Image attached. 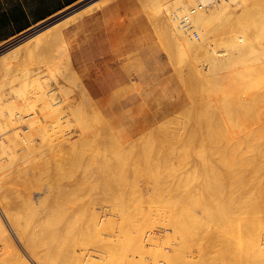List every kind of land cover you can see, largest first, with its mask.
<instances>
[{
    "label": "rangeland",
    "instance_id": "374dc122",
    "mask_svg": "<svg viewBox=\"0 0 264 264\" xmlns=\"http://www.w3.org/2000/svg\"><path fill=\"white\" fill-rule=\"evenodd\" d=\"M90 1H92V0L80 1L79 3L74 5L73 7L66 9L65 11L61 12L57 16L53 17L52 18L53 20L50 19V20L44 22L43 24H41L37 28L31 30L30 32L26 33L25 35L30 34V33H40L39 31H42V30L45 31L44 29L46 28V26L47 27L52 26L54 23H56V21H59L62 18L69 16L74 11L80 9L83 5L72 10V11H70V9L80 5L83 2L88 3ZM177 1H179V0H176V1L175 0H131V3L133 4L132 10H134L135 14L144 16L145 19L148 20V22L152 26V28L154 30V36L157 39L159 48L167 59L168 68H169V75L166 78L165 83H163L159 87L155 99H153L152 102H150L149 104H144L139 109L135 110L132 113V115L134 117H132L128 120L127 119L124 120V119L126 118V116H129L128 115L129 113L124 114V115L119 116V117H108L100 110V108L97 107V105H95L96 109H98L100 111V112L98 111L99 112L98 117L101 118L103 116L104 119L101 120V119L96 117L94 110H93V107H95L94 104L90 105L92 102L89 104L87 102V100L84 98V94H82V92L83 93L85 92V90L83 91L81 89L82 83L79 80H78V83L75 81L76 80L75 78L77 77V75L75 74L72 66L70 65L69 56L65 54V50H67V49H66V46H65L62 38L61 39H51V40H49L47 38L45 39V36L42 38V40L41 39L37 40V38H35L34 40L30 41V43H32V49H33V50L32 49L30 50V53H27L26 55L23 54L22 56H19L17 59L12 60L9 63H0V65L1 64H3V65L9 64V65L4 66L5 68H3L2 66L0 68V165H2V166H0V175L3 174L0 176V185H1V187H0V199L4 198V196L6 195V197L9 196V198H13V199L19 200L20 198L23 197L22 199H20V200H23L26 197L25 199L29 200V204H27L25 207L23 205L20 206L18 204L10 205V206L8 205V206H9V209L11 212L10 213L11 218H13L14 220H16L18 222H23L26 220L28 223L29 222H30V224L32 223L31 224L32 226H36L34 229H31V232H30L31 234H29L30 235L29 237L32 241H35V240H44L45 241L47 233H49L48 228H46V226H51V223H48V222L53 221L52 226H54L55 228H56V226H59L58 228H60V229H61L60 226L62 224L63 225L69 224V225H67V227H69L68 228L69 231L66 229L64 232L68 236L63 241L57 243V246H61L62 248L68 249L67 248L68 246L65 247V246H63L62 243L65 241L66 242H70V240L72 241L73 237H75L79 233V231L83 232V226L85 227L88 225L87 223H86L87 225H85V222L87 221L86 218H87V216L90 215V211H87L86 209L89 207L88 209L91 210V207L94 205V203L97 202V204H98V202H99V204H101V207H99L100 205H97V204L94 205V206L99 207L98 209H96L99 211H97V213H94V215H97V217H100V215H101V218L102 217L103 218L111 217V219L114 218V220L117 222L120 220L121 217H122L121 219H123V218L128 219L129 217H131V218L134 217V219H142L145 221L144 222L145 224H143L144 227L146 228V230L144 228L145 231H150V232L155 231V232L150 233V237L148 236L149 239H147V240L149 242L144 239L142 242V245H140L141 247L138 245V248H137L135 246L136 245L135 244L133 246L134 248L132 250L130 249V252L135 251L134 253H136V254H133L131 252L134 256V258H133L134 264H139L140 262H141L140 264H162L164 262L169 263L170 260L168 258H170V255H168V253L172 252V251H170V249L171 248L173 249V248H175V246H178L182 243V237L180 238V236L175 233V231L173 229V225L171 226V224H170V219L176 218V217L182 218V215L184 216V214H185V213L181 212L182 211L181 209H183V211L185 210L186 213H187V210L189 212L185 215L188 218L190 217L189 218L190 220L188 219L189 220V225H188L189 228H191V229L194 228V225L191 224L192 220H194V217L198 218L199 220H203V219L205 220L206 219L210 222L211 225H208L209 228L207 230V227L205 229V227L200 226L198 224L199 227H196V229L198 231L197 235L196 234L193 235L194 238H192L193 237L192 235H190L191 238H190V236H187L188 242H185L184 244L181 245V251L184 254V261L181 262V264H256L252 255L250 253H248L250 250L249 249L250 247L247 248V246H249L247 236H246L247 233H244V230L247 228L244 225L242 226L240 223L247 224L252 219L257 220V221H261L262 218L264 217V212H259L258 215L256 213L255 215L250 217V219H251L250 220L249 217H247V216H250L249 211L251 210V208L254 205H247V207H245V209H244L245 212L242 214V216L240 215L241 217L239 216L235 219V221H237V222L232 221V220H234V219H232V220H230V224L228 223L229 224L228 225L225 220L219 221V222H224L228 225L224 228H221V230L227 229L229 232L233 231L232 233H229L227 230L225 231L228 233V234L225 233L226 236H228V237L224 236L223 238H226V239H224L223 241H221L222 239L216 240L215 238H213L211 240L206 239L209 236V234H212L213 231L215 233V231L217 230V229L214 230L213 226H215L214 219L216 220V222H218V220L215 217L212 219L213 216H211V214L214 215L215 212L213 211V213H212L211 210L209 212V209L207 208V206L208 207L211 206L210 208H212V210H213V208L215 206H218L220 203L218 200L213 199V198H215L213 196V193H214V184L213 183H215V182L218 183L217 178L221 177L223 171L222 172L217 171L215 173H211V172L208 173L207 172L206 173L207 176L205 177V179L207 177L209 179L204 180V178H202L203 180L197 184L198 186L195 185V182H193L192 176H193V174H195V173H193L195 167H198L201 164L202 165L206 164V162H207L206 165L212 164V163L214 164L212 155L213 156H218V155L230 156V155H233L231 157H234V156L244 157V159H246V157L248 156L247 161H246V166L249 164L247 166V169H246L248 171H245V173L246 172H252L251 168H253L254 165L256 164V162H257L256 157L258 158L259 153H260V155L264 156V154H263L264 153V135H260V134H264V114H263L264 109H261V108H264V94H263L264 93V70H263L264 69V21H263L264 17H260V18H258V20H255L258 28L250 26L249 24H251V22L254 21V18H253V15L248 14V10H247V8H250L255 4L257 5L255 10H258V6H259V4L262 3V0H255L256 3H254V0H229L231 3V6H230L231 8L229 7L228 8L229 10L226 9L225 11L218 13L220 15L217 14L213 18L215 20H212V22H219L221 27L217 23L211 22V25L214 28V31L218 27L217 31H215V32H218V30L222 31L221 29H223V30L226 29L222 38H220V37L216 38L215 37V40L214 39L210 40L209 47L206 45L207 47H205V48L195 49V50L193 48H191L190 42L184 40L183 38H180L179 35L181 33V35L183 37H188V38H189V36H191V37H193V40H196V42L199 40L200 33L196 28H194V29L192 28L193 30L191 29L192 31H189L190 29L189 30L183 29V26L181 25L182 14L185 15L186 12H188V10L190 8L195 7L198 4V1L195 0L194 3L196 5L195 4L188 5L187 8L182 12L181 16L179 15L180 17H178V15L174 14L171 11V9L174 7L173 4H176ZM214 1H215V3L218 4L222 0H213L212 3H214ZM229 1H223V2H229ZM172 2H174V3L171 4ZM212 3L210 4L209 7L213 8L214 4H212ZM239 4H241V5H239ZM243 7H245L244 8L245 10L243 9ZM68 11H70V12H68ZM227 11L228 12L230 11V13H227ZM239 12H242V13H239ZM170 14H172V15L174 14L173 16L175 18ZM191 16H190V18H191ZM218 16H221V17L223 16V17L218 18ZM224 17L227 19H224ZM171 19H173L174 21H172ZM218 19H219V21H218ZM221 21H224V22H221ZM48 22H49V24H48ZM51 23H52V25H51ZM171 23H173V24H171ZM190 24H192V23L190 22ZM248 26H250V27H248ZM67 27L64 28L63 35H64V39L66 41V44L69 48L70 36L66 32ZM170 29H172L174 31H170ZM175 30L177 32H175ZM186 31L190 35L187 34ZM194 33H196V36L194 35ZM171 34H172V36H171ZM226 36H229V37H232L233 39H235L234 44H233V42H231V43L226 42V40H224V38ZM40 37H42V36H40ZM172 39H175V41H173ZM181 39H183L185 42L182 41ZM235 46H238V47H235ZM8 47L0 48V52L8 49ZM210 47L211 48L214 47V49L217 51L219 50L218 51L219 53L216 55H221V56L225 55V57L222 58V60H219L220 62L222 61L220 64H219L218 60L215 62H211L212 68H209V64H208L209 60L211 61L210 51L204 50V49L209 50ZM1 56L2 55H0V58H2ZM223 61H225V62H223ZM62 62L64 64H66V63H68V64L64 65V64H62ZM216 63H218V64H216ZM59 66H62V67H59ZM178 66H180V67H178ZM69 68H71L72 71L69 70ZM197 68H199V69H197ZM257 69H258V72H257ZM67 71H69V72H67ZM203 71H205V72H203ZM199 72L203 73L206 76L201 75V73H199ZM214 73H216V74H214ZM186 76H189V77H186ZM258 80H259V82H258ZM253 88H255V89H253ZM40 90L42 91L41 93H40ZM75 90H77V91H75ZM221 90H223L222 93L221 92L219 93V91H221ZM257 90H259V91H257ZM187 92H190L191 95H190V93H187ZM215 92H216V94H215ZM253 93H255V94H253ZM43 94H46V95H43ZM78 94L81 95V98H79L80 96ZM224 94H225V96H224ZM37 95L38 96L43 95L45 97H48L46 99L47 102H45V97H43L44 99H42V100H39L40 99L39 97L37 99ZM49 95L51 98L56 99V100L54 99L55 105L52 106V108L55 107V112L51 111L52 108L49 110V108L47 107L50 105L47 103L51 102V100H50L51 98L49 97ZM216 95H218V96H216ZM222 95H223V97H222ZM59 96H61V97L59 98ZM192 96H194L195 98ZM40 97L42 98V96H40ZM253 98H255V99H253ZM35 99H37V100L34 101ZM80 99H82V101H80ZM38 100H39V102L37 103ZM48 100H49V102H48ZM40 101H41V103H40ZM66 101L69 104L65 103ZM210 101H212V102L210 103ZM226 101H228V102H226ZM204 102L207 105H205ZM70 103H71V105H72V103H74L75 108L78 107V109L74 110L75 108L73 107L71 112L69 113L70 109H69L68 105H70ZM78 103H79V105H78ZM220 104H222V105H220ZM259 104L261 105V106H259L261 108L258 109ZM66 106H68V107H66ZM38 107H39V109H38ZM218 107H222V108H220V111H219ZM43 109H45V110H43ZM257 109H258V111H256ZM28 110H30V111L28 112ZM63 110H66V111H63ZM73 110H74V112H72ZM61 111H63V112H61ZM206 111H208V112H206ZM210 111H213V112H210ZM221 111H223V112H221ZM100 113L102 114V116ZM203 113L205 116H203ZM212 113H214V114H212ZM224 113H226V114L224 115ZM186 114H188V115H186ZM221 114H223V115H221ZM228 114H229V116H228ZM253 114H255V115H253ZM23 115L27 116L26 118H28V117L29 118L27 120H24L25 118L23 117ZM212 115H214L213 118L211 117ZM260 115H262V116H260ZM41 116L42 117L47 116V117L44 120V118H42ZM147 116L152 120V123H150L144 127V125H146V123H148L147 122L148 118H146ZM177 116H179L180 118ZM30 117L32 118V120H29V119H31ZM91 117H93V118L91 119ZM245 117H248V118L250 117V119H247ZM82 119L84 122L81 121ZM184 119L187 122H184ZM197 119L199 120V122ZM210 119H211V121H213L215 123L216 126L213 123H212L213 124L212 127L210 126L211 125V121L209 122ZM215 119H217V120H215ZM256 119H258V120L255 121ZM46 120H47V122H46ZM86 120H89L88 123H86L87 122ZM121 120H123V121H121ZM227 120H229V121H227ZM248 120H250V121H248ZM12 121L14 122L13 125L11 124ZM38 121H40L41 123ZM221 121H223L224 123ZM78 122L81 123V126H79L80 124ZM82 122L86 123L85 126L84 125L82 126V124H83ZM96 122H98V123H96ZM196 122H197V124H196ZM206 122L209 125L206 124ZM253 122L255 124H253ZM256 122H258V123L262 122V123H259L260 128L257 127L256 124H258V123H256ZM46 123L48 126L46 125ZM53 123H55V124H53ZM109 123H112L111 128L108 126ZM243 123H244V125H243ZM246 123H248V125L250 124L248 126V128L250 127L249 129L252 130L251 132H253L254 134H252L251 132H248L249 131L248 128H244L247 126ZM175 124H176V126H174ZM261 124H263V125H261ZM4 125H6L7 127ZM64 125H66V126H64ZM76 125H78L79 127H82V128L88 126L85 129L89 128V130L83 131L84 129L80 128V130H81V132H80L79 127ZM185 125H187V126H185ZM207 125L209 128H211V130H209V128L205 127ZM224 125H226V126H224ZM27 126H30V127H27ZM182 126H185V127H183V128H185V130L182 128ZM213 126H215V127H213ZM36 127H38V128H36ZM48 127L51 128V130ZM163 127H165V128H163ZM168 127H170V128H168ZM28 128H30V130H28ZM214 128L218 131H216ZM13 129H15V130L18 129V131H17L18 134ZM46 129L48 130V132L46 131ZM225 129H228V130L226 131ZM254 129H255V131L256 130H259V131L255 132ZM170 130H171V132H170ZM220 130L221 131L223 130V131L220 132ZM245 130H246V132H245ZM14 131H15L14 135L16 137L12 133ZM76 131H77V133H75ZM109 131L111 132V134ZM138 131H140V132L138 134H136ZM45 132H47V133H45ZM179 132H180V134H179ZM191 132H193V133H191ZM208 132H210L212 134H210ZM92 133H93L94 137L91 135ZM190 133H191V135H190ZM217 133H219L220 135L219 134L217 135ZM75 134H76V136H75ZM77 134H80V135L78 136ZM127 134H131L134 137V141L132 140V142L130 141L131 143L128 142L126 144H123V141L121 139H123L125 136H127ZM222 134H224L225 137H223ZM227 134H229V135L231 134L230 137ZM86 135L90 136V138L88 140H86V139L89 136H86ZM13 136H14V138H12ZM20 136L21 137L25 136L28 143H30V145H29L30 149H28L29 147L27 148L29 151H27L25 148H23L24 142ZM66 136H68V137H66ZM80 136H82V137H80ZM110 136H112V137H110ZM200 136H202V137H200ZM220 136L223 138H221ZM245 136L249 137V138H246ZM61 137L62 138L64 137L63 138L64 142H62V140H59V139H61ZM77 137L79 140L76 139ZM97 137L99 139H97ZM173 137H176V138H173ZM177 137H178V139H177ZM180 137H181V139H180ZM92 138L94 140H92ZM231 138H233V139H231ZM261 138L263 140H261ZM58 140H59V142H58ZM100 140H103L105 143H103ZM146 140L148 143L146 142ZM150 140L154 141L153 144ZM182 140H184V141H182ZM191 140H192V143H191ZM244 140H245V142H244ZM48 141H51V142H48ZM79 141L82 143L84 142V143L81 144ZM86 141H88V142L90 141V142L88 144H86L87 143ZM92 141H95V142H92ZM256 141H259V142H256ZM44 142H46V143H44ZM75 142H77V147L79 148L78 151H75V150H77L76 149L77 147L74 148L75 144H71V143H75ZM253 142H255V143H253ZM33 143H34V145H33ZM63 143L66 145H67V143H69V145H72V146L65 147V145H63ZM99 143L104 144L105 146L100 145ZM198 143H200V144H198ZM35 144H37V145H35ZM55 145H57V148L54 147ZM78 145H81V146H78ZM116 145H118V146H116ZM126 145H127V147H126ZM82 146H83V148H80ZM99 146H101V147H99ZM124 146H125V148H123ZM151 146H153V147H151ZM31 147H33V148H31ZM49 147H51V148H49ZM71 147H72V150L74 151L73 153L70 150ZM87 147L90 149H88ZM116 147H118V148H116ZM128 147H130V148H128ZM166 147H168V148H166ZM58 148H59L58 152L62 151V152H59L61 154L55 152ZM61 148H64V149H61ZM96 148H98L99 150ZM159 148H161V150ZM220 148H222V149H220ZM50 149H52V151ZM53 149H54V151H53ZM67 149H69V150H67ZM126 149L130 150V151H127ZM150 149H152V150L149 151ZM236 149H238V150H236ZM81 150H83L84 152ZM96 150L99 152H97ZM85 151H87V152H85ZM166 151H168V153ZM212 151H214V152H212ZM51 152H53V153H51ZM62 153H63V155H62ZM79 153L83 154V157H82V155H79ZM206 153H207V156L208 155H210V156L206 157ZM246 153H249V154H246ZM8 154H10V155H8ZM53 154H55V155H53ZM146 154H148V155H146ZM157 154H161V155H157ZM178 154H181V156ZM256 154H258V155L256 156ZM89 155H91L93 157H91ZM128 155H130V157H128ZM200 155H205V156L203 158L202 156L200 157ZM250 155H252L253 157ZM50 156H52V157H50ZM146 156L148 157V159H146ZM156 156H158V157H156ZM126 157H127V159H126ZM197 157H200V160H199L200 162H196L199 159ZM69 158H70V160H69ZM72 158L73 159L76 158V159L73 160ZM79 158H81V159H79ZM89 158H90V160H89ZM253 158H255V160ZM51 159H53V160H51ZM145 159H146V161H145ZM181 159H183V160H181ZM250 159H252V160H250ZM103 160H105V161H103ZM109 160H112V161H109ZM133 160H134V162H133ZM230 160L225 163V164L230 163V164H228L229 166L226 165L227 167H225V169H224V172H226V173H229V172L233 173V171L231 169L237 168V166H238L237 160H234L235 163H234L233 159L231 161ZM85 161H87V162H85ZM251 161H253V162H251ZM62 162H64V163H62ZM90 162H91V164H89ZM208 162H210V163H208ZM8 163H10V164H8ZM147 163H149V164H147ZM198 163H201V164H198ZM75 164H78V166H80V167H78ZM146 164L149 166H147ZM192 164H194V165H192ZM10 165H12V166H10ZM116 165H119V166H116ZM71 166H73L74 168ZM192 166H194V167H192ZM54 167H56V168H54ZM70 167L72 169H78L80 171L82 170V168H85L84 169L85 171L86 170L88 171L89 168H91V171H97L98 173L101 174V178L98 180V181H101V182H99L100 185H99V183L95 184V186L97 188H93V190H92L91 188L93 186L91 188H89L90 185L85 183V185H86L85 189H84V186H83V188L78 189L80 192H82V191L83 192L78 193L79 191L77 190L74 193L75 195L72 194L73 196L71 197V199L73 201L71 200L70 201L71 203H69V204L64 203L63 201H60V199H55V198H51V197H46V198L43 197V195L45 193V189H43V187L47 188L48 186H50V184H51V186L52 185L54 186V185H56L57 181L60 182L61 180L62 181L66 180L67 179L66 175L70 176L69 172L72 171V169ZM113 167H114V169H113ZM201 167H203V166H201ZM24 168H27V169H24ZM65 168H66V170H65ZM188 168H189V171L191 173L186 172V171H188ZM146 169H149L150 171H148ZM15 170H17V171L15 172ZM65 171H66V174L64 175L63 172H65ZM122 171H124V172H122ZM146 171H148V173ZM179 172L182 174H180ZM4 173H5V176H4ZM133 173H134V175H133ZM187 173H189V174H187ZM216 173H217V175H215ZM6 174H10V175L7 176ZM12 174H14V175H12ZM59 174H61V175L63 174L64 175V176H62L63 178L60 177ZM136 174H137V176H136ZM148 174L150 177L148 176ZM162 174H163V176H162ZM174 174H176V175H174ZM213 174L215 177L212 176ZM233 174L235 175V172ZM58 175H59V177H58ZM165 175H167L166 176L167 179L165 178ZM180 175H182V176H180ZM183 175H185V176H183ZM210 176H212L213 178ZM154 177H156V178H154ZM185 177H188V185H189L187 187L188 190L185 192L187 194H185L183 191L184 190L183 189L184 188L183 182H184ZM23 179L28 180V181H24ZM44 179L47 181H43ZM175 179H177V180H175ZM115 181H116V183H115ZM127 183L129 186L127 185ZM8 184H10V186ZM158 184L160 186H158ZM199 184H200V186H199ZM263 186H261L260 188L259 187L257 188L258 195H256L257 193L253 194V195H256L258 199L260 198V196L262 199H264V191H263L264 189L259 190V189H262ZM28 188H30V189H28ZM107 189H109V190H107ZM168 189H169L170 193L167 192ZM113 190H115V191L113 192ZM257 191H255V192H257ZM4 192H6V193H4ZM191 192H193V193H191ZM109 193H112V194H109ZM115 193L118 197H116V195H114L115 198H113V194H115ZM120 193H122V195H120ZM16 194L18 196H16ZM84 194H86V195H84ZM194 194H196V195H194ZM205 194H207V196ZM208 194L209 195L211 194V196H208ZM88 195L89 196L92 195V198L89 197ZM109 195H111L110 196L111 198L109 197ZM85 196H87V198H85ZM104 196H106V198ZM88 197H89V199H88ZM155 197L157 200L155 199ZM122 198H123V200H122ZM127 198H129V199H127ZM191 198L194 200H192ZM198 198H200V199H198ZM206 198H207V200H206ZM40 199H42V200H40ZM80 199H82V200H80ZM106 199H108V200L110 199L109 202ZM169 199H171V200H169ZM184 199H186V200H184ZM2 200H5V199H2ZM76 200H78V201H76ZM181 200H182V202H181ZM55 201H56V203H55ZM82 201H84V202H82ZM105 201H107L108 203ZM124 201H125V203H122ZM207 201H209V202L207 203ZM216 201H218V202H216ZM225 201L226 200H224L222 203H225ZM30 202H34V203L31 204ZM73 203H77V204H73ZM175 203H176V206L173 207V205H175ZM181 203H183V205ZM178 204H180L181 206ZM198 204H200V206H198ZM211 204H213L214 206ZM69 205L70 206L79 205V206H78V208L75 207V209L71 210V211H63L65 209L68 210V208L70 209ZM262 205H264V204H262ZM262 205H261V208L264 211V208H263L264 206H262ZM19 207L20 208L22 207V208L20 209ZM114 207H116V208H114ZM142 207H143V209H142ZM188 207L190 210L188 209ZM11 208H12V210H11ZM111 208H113L114 210L112 211ZM51 210L54 211L55 214H53V212ZM56 211H58V212H56ZM73 211H75V212H73ZM59 212H61L62 214H60ZM124 212H127V213L124 214ZM173 212H175V214H173ZM176 212H177V214H176ZM56 213H59V214H56ZM110 213H112V214H110ZM145 213L147 215H145ZM194 213L196 216L194 215ZM260 213L262 214V216H261L262 218L260 217V215H261ZM63 214L64 215L67 214V215L64 216ZM74 214H75V217H73ZM245 214H249V215H245ZM172 215H174V217H172ZM256 215H257V217H256ZM59 216H61L62 218H60ZM80 217H81V219H80ZM97 217H95V219ZM156 217H158V218L160 217L159 220ZM199 217H202V218H199ZM244 217H246L248 220ZM0 218H1L0 220H1L2 224L4 225V227H6V229L9 231L8 233L10 235L12 242L14 241V243H15V244H13V243L7 241V243L9 242L8 243L10 246L9 247V246H7V243L5 240L6 244H4V245H6L7 248L5 246H3L4 247V249H3L4 251H3L2 250L3 243L0 242V249H1L0 252L3 251V253H0V264H7L6 262L8 261V259L6 256H8L10 254V251H13L17 254V252L19 253V250H20V254L22 252L23 255H26L28 257L29 264H37L35 261H33L30 258V256L28 255L29 253L23 247L22 242L17 238V233L14 230L15 226H14L13 222H11V221H9V219H7V216H5V213L1 210V208H0ZM27 218H29V220ZM30 218H33V219H30ZM152 218H154V219L156 218V219L154 220ZM260 218H261V220H260ZM245 219H246V223L244 221ZM60 220H62V221H60ZM67 220L73 221V222H68ZM110 220L106 219V221H110ZM114 220H111V221L114 222ZM42 221H44V222H42ZM81 221L82 222L85 221V222L82 223ZM102 221H103L102 223H104V224L101 225V221H100V224L97 225L98 228L96 231H98V230H100V232L104 231V229H105L104 227L106 225H105L104 219ZM121 221L122 220H120V224L123 223L121 226L123 228V225H126L125 224L126 222H124V221L121 222ZM150 221H153V222H150ZM242 221H244V223ZM166 222L169 224H166ZM204 222H206V221H204ZM36 223H38V224H36ZM42 223H44L45 225ZM57 223H59V224H57ZM79 223H82L83 225L79 224ZM161 223H162V225H164V227H161L162 226V225H160ZM107 224H110V223H107ZM118 224H119V222H118ZM114 225L116 226V228L119 227L116 222ZM114 225H113V227H114ZM78 227L82 230L77 229ZM156 227H158V228H156ZM235 227H237V228H235ZM124 228H125V226H124ZM160 228L161 229L162 228L167 229V231L162 229L163 232H161L160 230H158ZM60 229H57V230H60ZM117 229L121 231V229H119V228H117ZM180 229H181V227H180ZM105 230L108 231L107 228ZM118 230H116V231H118ZM106 231H104V233ZM156 231L158 232V234ZM0 232H1L0 237L4 236L2 234L1 230H0ZM100 232H99V234H101V236H102L103 233H100ZM236 232H238V233H236ZM245 232H246V230H245ZM74 234H76V235H74ZM166 234H168V236H166ZM236 235H239V236H236ZM61 236H66V235L62 234ZM237 237H239L238 238L239 240L237 239ZM3 238L5 239V237H3ZM240 238L242 241H240ZM0 240H1V238H0ZM163 240H166V241L164 242ZM245 240L247 243L245 242ZM150 242L151 243L152 242L157 243V244L154 245V244H151ZM215 242H217V244ZM220 242H223V243H220ZM14 245L16 246V248L18 247V249L13 250V248H15V247H13ZM184 245L186 247H184ZM204 245H205V247L211 248V249H209V251L204 252L203 251L204 249L201 248V246L204 247ZM38 248L41 249L42 247H38ZM140 249H142L143 251H141ZM160 249H162L163 251L162 252L159 251L160 253L157 252V250H160ZM55 250L58 253L56 258H58L59 260H62L65 264H68L69 263V257L67 256L68 252L65 250H59L57 248ZM146 251H148V252H146ZM164 251H166V252H164ZM165 254H166V256H168V258L165 256ZM212 255H214V256H212ZM137 257H139V258H137ZM138 259H140V260H138ZM117 260L119 261L120 259H117ZM111 261H112V259L110 261H107V262H111ZM118 261L116 262V264L117 263H122V264L127 263L126 261H123V262H120V261L118 262ZM11 264H13V263L11 262Z\"/></svg>",
    "mask_w": 264,
    "mask_h": 264
},
{
    "label": "bare ground",
    "instance_id": "6f19581e",
    "mask_svg": "<svg viewBox=\"0 0 264 264\" xmlns=\"http://www.w3.org/2000/svg\"><path fill=\"white\" fill-rule=\"evenodd\" d=\"M109 0H92V1H90V2H88V3H86V4H84L80 9H78V11L76 10V12L75 13H71L69 16H67V17H65V18H62L61 20H59V21H56V23H54L53 25H52V23H51V25L52 26H46V28L44 29L45 31H39L40 33H32V34H29L26 38H24V41L23 40H21L22 42H24V43H20L21 45L20 46H16V47H13L14 45H12V48H14V49H10L11 51H6V52H4L5 53V55H2L1 57L2 58H0V63H9V62H11L12 60H15V59H17L19 56H21L22 54H27V53H30V50L32 49V43H30V41L31 40H34L35 38H37V40L38 39H41L42 40V38L45 36V39L47 38V39H49V40H51V39H61L62 38V29H64L63 27H65V26H67L70 22L72 23V21H75V19H80V16L82 15V14H86L87 12H91V11H94V9H96V8H100V7H102V6H104L107 2H108ZM176 1V0H175ZM198 1V4L196 5L194 2H195V0H179V1H177V3L176 4H173L174 2H172L171 4H173V10L171 9V11L174 13V14H176V15H178V17H180L181 16V14H182V12L187 8V6L188 5H191V4H195L196 6L195 7H192V8H195L196 10L193 12V13H191V18H190V22L192 23V24H190L189 26V28H188V30L189 31H192L194 28H196L198 31H199V33H200V38H199V40L196 42V40H193V37H191V36H189V38L188 37H183L182 35H181V33H180V38H183L184 40H186V41H188V42H190V45H191V48H193L194 50L195 49H202V48H205V47H209V43H210V40H212V39H214L215 40V37L217 38H222V36H223V34H224V32H225V30L226 29H221L222 31H219L218 30V32H215V31H217V29H218V27H217V29L214 31V28L212 27V25H211V22H212V20H215V19H213L218 13H220V12H223V11H225L226 9L227 10H229L228 8L231 6V3H230V1L229 0H222L220 3H215V1H214V3H212L213 2V0H197ZM223 1H229V2H223ZM245 2V1H244ZM243 2V3H244ZM214 4V6H213V8L212 7H209L210 6V4ZM254 3H256L255 2V0H254ZM149 4V3H148ZM170 4V5H171ZM199 4H201L202 6L201 7H199ZM247 4V3H246ZM216 5V6H215ZM239 5H241V4H239ZM256 4L255 5H253L252 7H250V8H247V10H248V14H251V15H253V18H254V21L253 22H251V24H249L250 26H253V27H255V28H258L257 27V24H256V21L255 20H258V18H260V17H264V0H262V3L261 4H259V6H258V10H255L256 9ZM210 8V9H209ZM231 8V7H230ZM245 7H243V9H244ZM191 9V8H190ZM189 9V10H190ZM188 10V12H186V13H190V11ZM245 10V9H244ZM143 11V10H142ZM170 11V12H171ZM187 11V10H186ZM171 12V13H172ZM67 13V12H66ZM227 13H230V11L228 12L227 11ZM239 13H242V12H239ZM89 14V13H88ZM173 14V15H174ZM87 15V14H86ZM170 15H172V14H170ZM172 15V16H173ZM180 15V16H179ZM218 15H220V14H218ZM184 16V14H182V16H181V18ZM189 16V17H190ZM174 17V16H173ZM219 17H221V16H218V18ZM223 17V16H222ZM221 17V18H222ZM57 18V17H56ZM175 18V17H174ZM224 19H227V18H225L224 17ZM53 20V19H52ZM172 21H174L173 19H171ZM176 21V20H175ZM218 21H219V19H218ZM260 21V20H259ZM262 21V20H261ZM264 21V20H263ZM50 22V21H49ZM49 22H48V24H49ZM221 22H224V21H221ZM228 22V21H227ZM178 23V22H177ZM212 23H217L218 25H220L219 24V22H212ZM226 23V22H225ZM171 24H173V23H171ZM175 25V24H174ZM228 25V24H227ZM224 26V25H223ZM250 26H248V27H250ZM171 27V26H170ZM220 27H221V25H220ZM41 28V27H40ZM169 28V27H168ZM193 28V29H192ZM166 29V28H165ZM192 29V30H191ZM169 30V29H168ZM170 31H174V30H172V29H170ZM179 31V30H178ZM64 32V31H63ZM175 32H177L176 30H175ZM186 33H187V31H186ZM41 34V35H40ZM43 34V35H42ZM164 34V33H163ZM187 34H189V33H187ZM166 35V34H165ZM178 35V34H177ZM190 35V34H189ZM258 35V34H257ZM39 36V37H38ZM40 36H42V37H40ZM171 36H172V34H171ZM162 37V36H161ZM259 37V36H258ZM22 38V37H21ZM176 38V37H175ZM240 38V37H239ZM23 39V38H22ZM183 39H181L182 41H184ZM173 41H175V39H172ZM224 40H226V42H229V43H231V42H233V44H234V41H235V39H233L232 37H229V36H226L225 38H224ZM20 41V40H19ZM185 42V41H184ZM187 42V43H188ZM215 42V41H214ZM258 42V41H257ZM16 43H17V41H16ZM15 43V44H16ZM167 43V42H166ZM216 43V42H215ZM255 43V42H254ZM13 44V43H12ZM19 44V43H18ZM17 44V45H18ZM187 45V44H186ZM207 45V46H206ZM245 45V44H244ZM256 45V44H255ZM176 46V45H175ZM188 46V45H187ZM258 46V45H257ZM215 47V46H214ZM214 47H210L209 48V50L208 49H204V50H207V51H210V59H211V61L209 60V68H212L211 67V62H215V61H219V60H222V58H224L225 57V55L224 56H221V55H216V54H218L219 52V50L217 51V50H215L214 49ZM235 47H238V46H235ZM243 47V46H242ZM259 47V46H258ZM178 49V48H177ZM181 49V48H180ZM188 49V48H187ZM192 49V50H193ZM33 50V49H32ZM182 50V49H181ZM249 50V49H248ZM34 52V51H33ZM180 52V51H179ZM182 52V51H181ZM227 53V52H226ZM230 53V52H229ZM65 54L66 55H68V52H67V50H65ZM179 54V53H178ZM183 54V53H182ZM185 54V53H184ZM221 54V53H220ZM177 55V54H176ZM186 55V54H185ZM177 58V57H176ZM68 59V58H67ZM182 59V58H181ZM229 59V58H228ZM178 60V59H177ZM226 60V59H225ZM237 60V59H236ZM178 62V61H177ZM184 62V61H183ZM222 62V61H221ZM220 61H219V64L221 63ZM223 62H225V61H223ZM62 64H64L63 62H62ZM66 64H68V63H66ZM66 64H64V65H66ZM214 64V63H213ZM216 64H218V63H216ZM6 65H9V64H6ZM6 65H3V64H1L0 65V68H1V66L3 67V68H5L4 66H6ZM11 66V65H10ZM59 67H62V66H59ZM58 67V68H59ZM70 67V66H69ZM178 67H180V66H178ZM197 69H199V68H197ZM68 70V69H67ZM69 70H71V68H69ZM212 70V69H211ZM264 70V69H263ZM72 71V70H71ZM201 71V70H200ZM210 71V70H209ZM223 71V70H222ZM249 71V70H248ZM67 72H69V71H67ZM66 72V73H67ZM203 72H205V71H203ZM257 72H258V69H257ZM72 73V72H71ZM179 73V72H178ZM199 73H201V72H199ZM222 73V72H221ZM254 73V72H253ZM68 74V73H67ZM73 74V73H72ZM214 74H216V73H214ZM261 74V73H260ZM201 75H204L203 73H201ZM204 76H206V75H204ZM214 76V75H213ZM186 77H189V76H186ZM211 77V76H210ZM74 78V77H73ZM203 78V77H202ZM76 80V82L78 83V78L76 77L75 78ZM67 81V80H66ZM80 81V80H79ZM258 82H259V80H258ZM80 83V82H79ZM256 83V82H255ZM253 85V84H252ZM191 86V85H190ZM81 87V86H80ZM79 87V88H80ZM261 87V86H260ZM252 88V87H251ZM81 89L84 91L85 89H84V87L82 86L81 87ZM253 89H255V88H253ZM81 90V91H82ZM33 91V90H32ZM37 91V90H36ZM75 91H77V90H75ZM222 91L223 90H221V91H219V93L221 92L222 93ZM257 91H259V90H257ZM42 91L40 90V93H41ZM255 92V91H254ZM29 93V92H28ZM33 93V92H32ZM86 91L83 93L82 92V94H84V98L87 100V102L90 104L92 101H91V99H90V97H89V95L86 93ZM187 93H190V92H187ZM10 94V93H9ZM34 94V93H33ZM48 94V93H47ZM51 94V93H50ZM57 94V93H56ZM215 94H216V92H215ZM253 94H255V93H253ZM252 94V95H253ZM264 94V93H263ZM31 95V94H30ZM43 95H46V94H43ZM43 95H40V96H42V98L40 97V96H38L37 95V99H38V97L40 98L39 100H42V99H44L43 97H45V96H43ZM80 97L79 98H81V95L80 94H78ZM189 95V94H188ZM190 95H191V93H190ZM195 95V94H194ZM251 95V94H250ZM216 96H218V95H216ZM224 96H225V94H224ZM260 96V95H259ZM49 97H50V95H49ZM61 96H59V98H60ZM192 97H194V96H192ZM191 97V98H192ZM221 97V96H220ZM219 97V98H220ZM222 97H223V95H222ZM48 97H45V102H47L46 101V99H47ZM51 98V97H50ZM190 98V99H191ZM195 98V97H194ZM262 98V97H261ZM37 99H35L34 101H36ZM54 99L55 98H51L50 100H51V102L50 103H47V104H50L49 106H47L48 108H49V110L52 108V106H54L55 105V102H54ZM253 99H255V98H253ZM39 100L37 101V103L39 102ZM56 100V99H55ZM67 100V99H66ZM209 100V99H208ZM218 100V99H217ZM230 100V99H229ZM258 100V99H257ZM262 100V99H261ZM33 101V102H34ZM80 101H82V99H80ZM193 101V100H192ZM255 101V100H254ZM48 102H49V100H48ZM58 102V101H57ZM63 102V101H62ZM194 102V101H193ZM208 102V101H207ZM212 101H210V103H211ZM226 102H228V101H226ZM40 103H41V101H40ZM65 103H68L67 101L65 102ZM205 103V102H204ZM217 103V102H216ZM46 104V105H47ZM69 104V103H68ZM194 104V103H193ZM213 104V103H212ZM211 104V105H212ZM228 104V103H227ZM262 104V103H261ZM60 105V104H59ZM63 105V104H62ZM75 104L74 103H72V105H71V103H70V105H68L69 106V109H70V111H69V113L71 112V110H72V108L74 107L75 108V106H74ZM78 105H79V103H78ZM81 105V104H80ZM90 105H93V103H91ZM196 105V104H195ZM205 105H207L206 103H205ZM210 105V106H211ZM217 105V104H216ZM220 105H222V104H220ZM43 106V105H42ZM68 106H66V107H68ZM71 106V107H70ZM86 106V105H85ZM215 106V105H214ZM259 106H261L260 104L258 105V109L259 108H261V107H259ZM251 107V106H250ZM249 107V108H250ZM80 108V107H79ZM95 108V109H94ZM219 108V111H220V108H222V107H218ZM230 108V107H229ZM38 109H39V107H38ZM37 109V110H38ZM76 109H78V107L77 108H75L74 110H76ZM84 109V108H83ZM212 109V108H211ZM228 109V108H227ZM258 109L256 110V111H258ZM261 109H264V108H261ZM43 110H45V109H43ZM67 110V109H66ZM66 110H63V111H66ZM74 110L72 111V112H74ZM93 110H94V113H95V115H96V117L97 118H99L98 117V115H99V112H98V109H96V107H93ZM204 110V109H203ZM207 110V109H206ZM210 110V109H209ZM30 110H28V112H29ZM51 111L53 112H55V107L54 108H52L51 109ZM63 111H61V112H63ZM79 111V110H78ZM215 111V110H214ZM249 111V110H248ZM46 112V111H45ZM92 112V111H91ZM206 112H208V111H206ZM210 112H213V111H210ZM221 112H223V111H221ZM262 112V111H261ZM68 113V114H69ZM79 113V112H78ZM215 113V112H214ZM214 113H212V114H214ZM248 113V112H247ZM260 113V112H259ZM258 113V114H259ZM36 114V113H35ZM51 114V113H50ZM199 114V113H198ZM219 114V113H218ZM226 113H224V115H225ZM251 114V113H250ZM264 114V113H263ZM66 115V114H65ZM72 115V114H71ZM75 115V114H74ZM91 115V114H90ZM183 115V114H182ZM186 115H188V114H186ZM208 115V114H207ZM221 115H223V114H221ZM232 115V114H231ZM253 115H255V114H253ZM252 115V116H253ZM49 116V115H48ZM62 116V115H61ZM60 116V117H61ZM176 116V115H175ZM190 116V115H189ZM198 116V115H197ZM203 116H205L204 115V113H203ZM219 116V115H218ZM228 116H229V114H228ZM260 116H262V115H260ZM23 117L25 118L24 120H27L28 118H26L27 116H25V115H23ZM42 117V116H41ZM46 117L47 116H45V117H42V118H44V120L46 119ZM64 117V116H63ZM177 117H179V116H177ZM186 117V116H185ZM200 117V116H199ZM212 118L214 117V115H212L211 116ZM210 117V118H211ZM222 117V116H221ZM259 117V116H258ZM31 118V117H30ZM78 118V117H77ZM81 118V117H80ZM88 118V117H87ZM93 117H91V119H92ZM180 118V117H179ZM211 118V119H212ZM245 118H247V119H250V117L248 118V117H245ZM54 119V118H53ZM57 119V118H56ZM63 119V118H62ZM96 119V118H95ZM99 119H101V120H103V118L101 117V118H99ZM206 119V118H205ZM211 119L209 120V122L211 121ZM221 119V118H220ZM259 119V118H258ZM258 119H256L255 121H257ZM13 120V119H12ZM29 120H32V118L31 119H29ZM59 120V119H58ZM61 120V119H60ZM85 120V119H84ZM198 120V119H197ZM215 120H217V119H215ZM214 120V121H215ZM81 121H83V119L81 120ZM87 122L86 123H88V121L89 120H86ZM93 121V120H92ZM207 121V120H206ZM227 121H229V120H227ZM237 121V120H236ZM240 121V120H239ZM248 121H250V120H248ZM16 122V121H15ZM38 122H40V121H38ZM46 122H47V120H46ZM58 122V121H57ZM84 122V121H83ZM82 122V123H83ZM102 122V121H101ZM184 122H187V121H185V119H184ZM198 122H199V120H198ZM221 122H223V121H221ZM220 122V123H221ZM226 122V121H225ZM247 122V121H246ZM263 122V121H262ZM262 122H259V123H262ZM5 123V122H4ZM41 123V122H40ZM49 123V122H48ZM79 123V122H78ZM86 123H83L82 124V126L84 125L85 126V124ZM93 123V122H92ZM96 123H98V122H96ZM168 123V122H167ZM215 125V123L213 122V121H211V127H212V125L213 124ZM224 123V122H223ZM227 123V122H226ZM249 123V122H248ZM248 123H246V127H244V128H248V126L250 125H248ZM251 123V122H250ZM256 123H258V122H256ZM259 123L258 124H256L257 125V127L258 128H260V125H259ZM12 125L14 124V122L12 121V123H11ZM26 124V123H25ZM29 124V123H28ZM33 124V123H32ZM53 124H55V123H53ZM61 124V123H60ZM80 125L79 126H81V123H79ZM171 124V123H170ZM196 124H197V122H196ZM201 124V123H200ZM206 124H208L207 122H206ZM253 124H255L254 122H253ZM11 125V126H12ZM30 125V124H29ZM46 125H47V123H46ZM59 125V124H58ZM179 125V124H178ZM177 125V126H178ZM209 125V124H208ZM208 125L207 126H205L206 128H209L208 127ZM228 125V124H227ZM242 125V124H241ZM243 125H244V123H243ZM242 125V126H243ZM261 125H263V124H261ZM4 126H6V125H4ZM31 126V125H30ZM30 126H27V127H30ZM48 126V125H47ZM46 126V127H47ZM52 126V125H51ZM64 126H66V125H64ZM76 126H78V125H76ZM78 126V127H79ZM105 126V125H104ZM174 126H176V124L174 125ZM185 126H187V125H185ZM185 126H182V128L183 127H185ZM201 126V125H200ZM199 126V127H200ZM216 126V125H215ZM215 126H213V127H215ZM222 126V125H221ZM224 126H226V125H224ZM223 126V127H224ZM231 126V125H230ZM7 127V126H6ZM15 127V126H14ZM53 127V126H52ZM88 126H86V127H79V130H80V128H82V129H84L83 131H87V130H89V128L88 129H85V128H87ZM36 128H38V127H36ZM42 128V127H41ZM45 128V127H44ZM49 128V127H48ZM47 128V129H48ZM66 128V127H65ZM163 128H165V127H163ZM168 128H170V127H168ZM205 128V129H206ZM220 128V127H219ZM250 128V127H249ZM248 128V132H251L252 130H250ZM257 128V129H258ZM46 129V131L48 132V130ZM50 130H51V128H49ZM91 129V128H90ZM177 129V128H176ZM180 129V128H179ZM184 130H185V128H183ZM215 129V128H214ZM223 129V128H222ZM236 129V128H235ZM5 130V129H4ZM13 130H15V129H13ZM28 130H30V128H28ZM181 130V129H180ZM209 130H211V128H209ZM216 130V129H215ZM226 131L228 130V129H225ZM231 130V129H230ZM244 130V129H243ZM16 131V133H17V131H18V129H16L15 130ZM15 131L14 132H12L13 133V135H14V133H15ZM162 131V130H161ZM160 131V132H161ZM173 131V130H172ZM191 131V130H190ZM214 131V130H213ZM216 131H218V130H216ZM223 131V130H222ZM221 130H220V132H222ZM236 131V130H235ZM241 131V130H240ZM254 131H255V129H254ZM257 132L259 131V130H256ZM255 131V132H256ZM47 132H45V133H47ZM79 132V131H78ZM80 132H81V130H80ZM79 132V133H80ZM110 132V131H109ZM163 132V131H162ZM170 132H171V130H170ZM176 132V131H175ZM183 132V131H182ZM211 132V131H210ZM210 132H208V133H210ZM245 132H246V130H245ZM5 133V132H4ZM24 133V132H23ZM59 133V132H58ZM63 133V132H62ZM61 133V134H62ZM75 133H77V131L75 132ZM85 133V132H84ZM95 133V132H94ZM150 133V132H149ZM165 133V132H164ZM174 133V132H173ZM178 133V132H177ZM191 133H193V132H191ZM191 133H190V135H191ZM224 133V132H223ZM226 133V132H225ZM228 133V132H227ZM252 134H254L253 132H251ZM250 133V134H251ZM18 134V133H17ZM110 134H111V132H110ZM163 134V133H162ZM179 134H180V132H179ZM210 134H212V133H210ZM219 133H217V135H218ZM240 134V133H239ZM246 134V133H245ZM8 135V134H7ZM10 135V134H9ZM46 135V134H45ZM48 135V134H47ZM78 136L80 135V134H77ZM85 135V134H84ZM93 137H94V135H93V133L91 134ZM165 135V134H164ZM167 135V134H166ZM220 135V134H219ZM223 135V137H225L224 136V134H222ZM227 135H229V134H227ZM231 135V134H230ZM230 135H229V137H230ZM260 135H264V134H260ZM15 136V135H14ZM14 136L12 137V138H14ZM35 136V135H34ZM57 136V135H56ZM75 136H76V134H75ZM83 136V135H82ZM82 136H80V137H82ZM86 136H89V135H86ZM181 136V135H180ZM194 136V135H193ZM213 136V135H212ZM259 136V135H258ZM8 137V136H7ZM10 137V136H9ZM16 137V136H15ZM21 137V136H20ZM43 137V136H42ZM49 137V136H48ZM66 137H68V136H66ZM84 137V136H83ZM110 137H112V136H110ZM149 137V136H148ZM192 137V136H191ZM200 137H202V136H200ZM221 137V136H220ZM223 137H221V138H223ZM232 137V136H231ZM246 137V136H245ZM260 137V136H259ZM22 139H23V144H24V146H23V148H25L27 151H29L28 149H30V143H28V141L26 140V138H25V136L23 137H21ZM44 138V137H43ZM50 138V137H49ZM48 138V139H49ZM56 138V137H55ZM64 138V137H63ZM63 138L61 137V139H59V140H62V142H64L63 141ZM75 138V137H74ZM90 138V136L86 139V140H88ZM96 138V137H95ZM173 138H176V137H173ZM172 138V139H173ZM246 138H249V137H246ZM45 139V138H44ZM66 139V138H65ZM77 140H79L78 139V137L76 138ZM97 139H99L98 137H97ZM102 139V138H101ZM109 139V138H108ZM146 139V138H145ZM177 139H178V137H177ZM180 139H181V137H180ZM179 139V140H180ZM225 139V138H224ZM231 139H233V138H231ZM256 139V138H255ZM43 140V139H42ZM59 140H58V142H59ZM67 140V139H66ZM81 140V139H80ZM92 140H94L93 138H92ZM176 140V139H175ZM193 140V139H192ZM192 140H191V143H192ZM260 140V139H259ZM261 140H263L262 138H261ZM44 141V140H43ZM75 141V140H74ZM83 141V140H82ZM100 141H102L103 143H105L103 140H100ZM113 141V140H112ZM134 141V140H133ZM139 141V140H138ZM151 141V140H150ZM182 141H184V140H182ZM201 141V140H200ZM242 141V140H241ZM48 142H51V141H48ZM54 142V141H53ZM66 142V141H65ZM69 142V141H68ZM80 142V141H79ZM87 143L86 144H88L89 142L88 141H86ZM92 142H95V141H92ZM132 142V141H131ZM130 142V143H131ZM146 142H147V140H146ZM152 142V144H153V140L151 141ZM181 142V141H180ZM187 142V141H186ZM190 142V141H189ZM199 142V141H198ZM213 142V141H212ZM228 142V141H227ZM244 142H245V140H244ZM256 142H259V141H256ZM36 143V142H35ZM39 143V142H38ZM44 143H46V142H44ZM81 144H83L82 142H80ZM129 143V144H130ZM148 143V142H147ZM209 143V142H208ZM214 143V142H213ZM250 143V142H249ZM253 143H255V142H253ZM54 144V143H53ZM52 144V145H53ZM71 144H75L74 145V148H76L77 147V142H75V143H71ZM94 144V143H93ZM100 144V143H99ZM118 144V143H117ZM198 144H200V143H198ZM33 145H34V143H33ZM32 145V146H33ZM35 145H37V144H35ZM61 145V144H60ZM63 145H65V147H67V146H72V145H69V143H67V145L66 144H64L63 143ZM62 145V146H63ZM100 145H103V146H105L104 144H100ZM150 145V144H149ZM168 145V144H167ZM166 145V146H167ZM213 145V144H212ZM78 146H81V145H78ZM92 146V145H91ZM94 146V145H93ZM96 146V145H95ZM102 146V147H103ZM116 146H118V145H116ZM190 146V145H189ZM230 146V145H229ZM29 147V148H28ZM42 147V146H41ZM54 147H56L57 148V145H55ZM99 147H101V146H99ZM126 147H127V145H126ZM150 147V146H149ZM151 147H153V146H151ZM181 147V146H180ZM249 147V146H248ZM259 147V146H258ZM28 148V149H27ZM31 148H33V147H31ZM49 148H51V147H49ZM70 148V147H69ZM80 148H83V146L82 147H80ZM88 148V147H87ZM86 148V149H87ZM111 148V147H110ZM116 148H118V147H116ZM122 148V147H121ZM123 148H125V146L123 147ZM128 148H130V147H128ZM132 148V147H131ZM166 148H168V147H166ZM189 148V147H188ZM22 149V148H21ZM61 149H64V148H61ZM77 150H75V151H78V147L76 148ZM88 149H90V148H88ZM87 149V150H88ZM96 149H98V148H96ZM133 149V148H132ZM160 150H161V148H159ZM187 149V148H186ZM220 149H222V148H220ZM25 150V151H26ZM36 150V149H35ZM34 150V151H35ZM51 151H52V149H50ZM56 150V149H55ZM58 150H59V148L55 151V152H57V153H59V152H62V151H59L58 152ZM67 150H69V149H67ZM71 151H72V153L74 152L73 150H72V147H71V149H70ZM84 150V149H83ZM83 150H81V151H83ZM99 150V149H98ZM127 150V149H126ZM152 149H150L149 151H151ZM166 150V149H165ZM169 150V149H168ZM171 150V149H170ZM215 150V149H214ZM236 150H238V149H236ZM247 150V149H246ZM39 151V150H38ZM53 151H54V149H53ZM97 151V150H96ZM127 151H130V150H127ZM144 151V150H143ZM216 151V150H215ZM227 151V150H226ZM225 151V152H226ZM249 151V150H248ZM49 152V151H48ZM47 152V153H48ZM69 152V151H68ZM84 152V151H83ZM85 152H87V151H85ZM97 152H99V151H97ZM116 152V151H115ZM158 152V151H157ZM156 152V153H157ZM167 153H168V151H166ZM212 152H214V151H212ZM217 152V151H216ZM234 152V151H233ZM243 152V151H242ZM24 153V152H23ZM51 153H53V152H51ZM71 153V154H72ZM82 153V152H81ZM96 153V152H95ZM106 153V152H105ZM128 153V152H127ZM210 153V152H209ZM224 153V152H223ZM231 153V152H230ZM26 154V153H25ZM59 154H61V153H59ZM76 154V153H75ZM88 154V153H87ZM104 154V153H103ZM110 154V153H109ZM119 154V153H118ZM188 154V153H187ZM246 154H249V153H246ZM264 154V153H263ZM8 155H10V154H8ZM40 155V154H39ZM51 155V154H50ZM53 155H55V154H53ZM62 155H63V153H62ZM78 155V154H77ZM79 155H82V157H83V154H80L79 153ZM78 155V156H79ZM111 155V154H110ZM146 155H148V154H146ZM157 155H161V154H157ZM168 155V154H167ZM174 155V154H173ZM178 155H180L181 156V154H178ZM185 155V154H184ZM183 155V156H184ZM212 155V154H211ZM258 154H256V156H257ZM15 156V155H14ZM67 156V155H66ZM65 156V157H66ZM77 156V157H78ZM89 156H91V155H89ZM88 156V157H89ZM144 156V155H143ZM163 156V155H162ZM171 156V155H170ZM188 156V155H187ZM203 157L204 158V156L205 155H200V157ZM208 156H210V155H208ZM207 156V153H206V157H208ZM231 156H233V155H230V156H223V155H218V156H213L212 155V158H213V161H214V164L212 163V164H208V165H206L207 164V162H206V164H201V163H198V164H201L200 166H198V167H195L194 168V171H193V173H195V174H193V176H192V178H193V182H195V185H197L199 182H201L203 179L202 178H204V180H208L209 178L207 177L206 179H205V177L207 176V172L209 173V172H211V173H215V172H222L223 171V173H222V175H221V177H216L217 178V182L218 183H213L214 184V193H213V196L215 197V198H213V199H216V200H218L220 203H219V205L218 206H215L214 208H213V210H212V208H210V207H208L207 206V208L209 209V212H210V210L212 211V213H213V211L215 212V214L214 215H212L211 214V216H213L212 217V219L215 217L217 220H218V222H216V220L214 219V221H215V226H213L214 227V230L215 229H217L216 231H215V233H214V231H213V233L212 234H209V236L206 238V239H209V240H211V239H213V238H215L216 240H220V239H222L221 241H223L224 239H226V238H223L224 236L225 237H228V236H226V234H228L227 232H225L226 230H221V228H224V227H226V226H228L229 224H230V220H232V219H234V220H232V221H235V219L237 218V217H239L240 215L242 216V214L245 212L244 211V209H245V207H247V205H254L252 208H251V210L249 211V214H250V216H247V217H249V219H250V217L251 216H253V215H255L256 213H257V215H258V213L259 212H264L263 211V209L261 208V205L262 204H264V199H262L261 198V196H260V198L258 199L257 198V196L256 195H258V191H257V188L259 187H261V186H263L264 185V156L263 155H260V153H259V155H258V158L256 157V164L254 165V167L253 168H251V170H252V172H246L245 173V171H248V170H246L247 169V166L249 165H247L246 166V161H247V157H246V159H244V157H237V156H234V157H231ZM242 156V155H241ZM250 156H252V155H250ZM255 156V155H254ZM27 157V156H26ZM50 157H52V156H50ZM91 157H93V156H91ZM128 157H130V155H128ZM156 157H158V156H156ZM200 157H197V158H199L196 162H200L199 160H200ZM253 157V156H252ZM49 158V157H48ZM74 158V157H73ZM72 158V159H73ZM179 158V157H178ZM190 158V157H189ZM211 158V159H212ZM37 159V158H36ZM76 159V158H75ZM75 159H73V160H75ZM79 159H81V158H79ZM83 159V158H82ZM126 159H127V157H126ZM146 159H148V157L146 156ZM146 159H145V161H146ZM207 159V158H206ZM210 159V160H211ZM232 160L233 159V161L234 160H237V162H238V166H237V168H234V169H231L232 171H233V173L235 172V175L232 173V172H229V173H226V172H224V169H225V167H227L226 165H228V164H230V163H227V164H225L226 162H228L229 160ZM254 160H255V158H253ZM50 160V159H49ZM51 160H53V159H51ZM69 160H70V158H69ZM89 160H90V158H89ZM156 160V159H155ZM154 160V161H155ZM158 160V159H157ZM172 160V159H171ZM181 160H183V159H181ZM230 160V161H231ZM250 160H252V159H250ZM45 161V160H44ZM82 161V160H81ZM103 161H105V160H103ZM109 161H112V160H109ZM163 161V160H162ZM178 161V160H177ZM194 161V162H195ZM206 161V160H205ZM208 161V160H207ZM59 162V161H58ZM57 162V163H58ZM66 162V161H65ZM85 162H87V161H85ZM124 162V161H123ZM133 162H134V160H133ZM183 162V161H182ZM212 162V161H211ZM251 162H253V161H251ZM30 163V162H29ZM62 163H64V162H62ZM93 163V162H92ZM156 163V162H155ZM208 163H210V162H208ZM234 163H235V161H234ZM249 163V162H248ZM8 164H10V163H8ZM89 164H91V162L89 163ZM124 164V163H123ZM147 164H149V163H147ZM146 164V165H147ZM29 165V164H28ZM63 165V164H62ZM75 165H77L78 166V164H75ZM94 165V164H93ZM106 165V164H105ZM134 165V164H133ZM174 165V164H173ZM192 165H194V164H192ZM205 165V166H204ZM210 165V166H209ZM0 166H2V165H0ZM7 166V165H6ZM10 166H12V165H10ZM116 166H119V165H116ZM147 166H149V165H147ZM185 166V165H184ZM201 166H203V167H201ZM229 166V165H228ZM17 167V166H16ZM71 167H73V166H71ZM70 167V168H71ZM78 167H80V166H78ZM106 167V166H105ZM192 167H194V166H192ZM232 167V166H231ZM20 168V167H19ZM54 168H56V167H54ZM74 168V167H73ZM137 168V167H136ZM17 169V168H16ZM23 169V168H22ZM24 169H27V168H24ZM72 169V168H71ZM85 168H82V170L80 171V170H78V169H72V171H70L69 173H70V176L68 175H66V177H67V179L66 180H64V181H57V183H56V185H52L51 186V184H50V186H48L47 188H44L43 187V189H45V193H44V195H43V197H51V198H55V199H60V201H63L64 203H71L70 201L72 200L71 199V197L73 196L72 194H74L78 189H80V188H83V186H84V189H85V183H87L88 185H90L89 186V188H91L92 186V190H93V188H97L96 186H95V184H97V183H99V182H101V181H98L100 178H101V174L100 173H98L97 171H91V168H89L88 169V171L86 170H84ZM104 169V168H103ZM102 169V170H103ZM113 169H114V167H113ZM154 169V168H153ZM171 169V168H170ZM4 170V169H3ZM20 170V169H19ZM64 170V169H63ZM65 170H66V168H65ZM106 170V169H105ZM146 170H148V171H150L149 169H146ZM17 170H15V172H16ZM45 171V170H44ZM148 171H146L147 173H148ZM156 171V170H155ZM163 171V170H162ZM227 171V170H226ZM229 171V170H228ZM28 172V171H27ZM122 172H124V171H122ZM137 172V171H136ZM168 172V171H167ZM186 172H190L189 171V168H188V171H186ZM25 173V172H24ZM59 173V172H58ZM64 173V175L66 174V171L65 172H63ZM166 173V172H165ZM164 173V174H165ZM180 173V172H179ZM191 173V172H190ZM20 174V173H19ZM27 174V173H26ZM68 174V173H67ZM180 174H182V173H180ZM186 174V173H185ZM187 174H189V173H187ZM221 174V173H220ZM1 175H3V174H1ZM0 175V176H1ZM7 176L8 175H10V174H6ZM12 175H14V174H12ZM18 175V174H17ZM23 175V174H22ZM60 175V177H62V176H64L63 174L61 175V174H59ZM59 175H58V177H59ZM133 175H134V173H133ZM147 175V174H146ZM153 175V174H152ZM160 175V174H159ZM174 175H176V174H174ZM215 175H217V173L215 174ZM4 176H5V173H4ZM136 176H137V174H136ZM148 176H149V174H148ZM162 176H163V174H162ZM166 176L167 175H165V178H166ZM169 176V175H168ZM180 176H182V175H180ZM183 176H185V175H183ZM188 176V175H187ZM212 176H214V174L212 175ZM212 176H210V177H212ZM12 177V176H11ZM10 177V178H11ZM46 177V176H45ZM48 177V176H47ZM134 177V176H133ZM150 177V176H149ZM157 177V176H156ZM156 177H154V178H156ZM161 177V176H160ZM215 177V176H214ZM16 178V177H15ZM63 178V177H62ZM169 178V177H168ZM213 178V177H212ZM211 178V179H212ZM36 179V178H35ZM61 179V178H60ZM121 179V178H120ZM158 179V178H157ZM167 179V178H166ZM24 180V179H23ZM114 180V179H113ZM130 180V179H129ZM128 180V181H129ZM154 180V179H153ZM175 180H177V179H175ZM24 181H28V180H24ZM43 181H47V180H43ZM104 181V180H103ZM117 181V180H116ZM116 181H115V183H116ZM160 181V180H159ZM164 181V180H163ZM210 181V180H209ZM215 181V180H214ZM213 181V182H214ZM134 182V181H133ZM142 182V181H141ZM168 182V181H167ZM205 182V181H204ZM208 182V181H207ZM122 183V182H121ZM151 183V182H150ZM182 183V182H181ZM126 184V183H125ZM132 184V183H131ZM135 184V183H134ZM212 184V185H213ZM9 186H10V184H8ZM46 185V184H45ZM99 185H100V183H99ZM104 185V184H103ZM108 185V184H107ZM111 185V184H110ZM118 185V184H117ZM124 185V184H123ZM127 185H128V183H127ZM155 185V184H154ZM167 185V184H166ZM172 185V184H171ZM194 185V184H193ZM205 185V184H204ZM129 186V185H128ZM158 186H160L159 184H158ZM189 185H188V177H185V179H184V182H183V191H184V193L188 190V187ZM198 186V185H197ZM199 186H200V184H199ZM0 187H1V185H0ZM110 187V186H109ZM132 187V186H131ZM212 187V186H211ZM210 187V188H211ZM134 188V187H133ZM159 188V187H158ZM197 188V187H196ZM28 189H30V188H28ZM113 189V188H112ZM131 189V188H130ZM147 189V188H146ZM153 189V188H152ZM164 189V188H163ZM198 189V188H197ZM201 189V188H200ZM264 189V186H263V188L262 189H259V190H263ZM25 190V189H24ZM107 190H109V189H107ZM196 190V189H195ZM203 190V189H202ZM208 190V189H207ZM79 191V190H78ZM115 190H113V192H114ZM147 191V190H146ZM159 191V190H158ZM171 191V190H170ZM173 191V190H172ZM209 191V190H208ZM255 191H257V192H255ZM264 191V190H263ZM83 192V191H82ZM82 192H78V193H82ZM167 192H169V189H168V191ZM195 192V191H194ZM203 192V191H202ZM210 192V191H209ZM4 193H6V192H4ZM86 193V192H85ZM150 193V192H149ZM170 193V192H169ZM179 193V192H178ZM191 193H193V192H191ZM200 193V192H199ZM254 193H257L256 195H253ZM261 193V192H260ZM87 194V193H86ZM86 194H84V195H86ZM109 194H112V193H109ZM166 194V193H165ZM168 194V193H167ZM185 194H187V193H185ZM4 195V194H3ZM75 195V194H74ZM102 195V194H101ZM105 195V194H104ZM114 195H116V193L115 194H113V198H115L114 197ZM120 195H122V193H120ZM162 195V194H161ZM184 195V194H183ZM194 195H196V194H194ZM206 196H207V194H205ZM262 195V194H261ZM16 196H18L17 194H16ZM36 196V195H35ZM42 196V195H41ZM82 196V195H81ZM89 196V195H88ZM94 196V195H93ZM111 195H109V197H110ZM208 196H211V194L209 195L208 194ZM29 197V196H28ZM78 197V196H77ZM76 197V198H77ZM89 197H91L92 198V195H90ZM89 197H88V199H89ZM105 198H106V196H104ZM116 197H118L117 195H116ZM185 197V196H184ZM191 197V196H190ZM189 197V198H190ZM193 197V196H192ZM23 198V197H22ZM22 198H20V199H22ZM26 198V197H25ZM24 198V199H25ZM30 198V197H29ZM85 198H87V196H85ZM104 198V199H105ZM111 198V197H110ZM165 198V197H164ZM211 198V197H210ZM209 198V199H210ZM2 199H5V200H2ZM18 200V199H13V198H9V196H7L6 197V195L4 196V198H1L0 199V208H1V210L5 213V216H7V219H9V221H11V222H13V224H14V230H15V232L17 233V238L22 242V244H23V247L25 248V250L29 253L28 255L30 256V258L33 260V261H35L37 264H65L62 260H59L58 258H56V256L58 255V253H57V251L55 250L56 248L57 249H59V250H65V251H67L68 253H67V256L69 257V263L68 264H116V262L118 261L117 259H120L119 261L120 262H123V261H126L127 263L126 264H134L133 263V258H134V256H133V254H136V253H134L135 251H131L130 252V249L132 250L134 247V245L138 248V245L140 246V245H142V242H143V240L145 239V240H147V239H149V237H150V233H152V232H155V231H145L146 230V228L144 227V225L143 224H145L144 222V220H142V219H134V217H129L128 219H125V218H123V219H121L120 218V220H122L121 222H126L125 224L126 225H123V228L121 227L122 226V224H120V220L118 221L119 222V224H118V222L117 221H115L114 220V218L113 219H111V217H109L111 220H114V222L113 221H111L109 218H107V217H105V218H101V215H100V217H97V215H94V213H97V211H99V210H96V209H98L99 207H101V204H99V202H98V204H97V202H95L94 203V205H100L99 207L98 206H94L93 204V206L91 207V210H89L88 208L86 209L87 211H90V215L89 216H87V221L85 222V225H87V226H83V232H80L79 231V233L76 235V234H74V235H76L75 237H73V240L71 241L70 240V242H63L62 244H63V246H65V247H67L68 249H65V248H62L61 246H57V243L58 242H61V241H63L68 235L66 234V233H64L65 232V230L67 229L68 231H69V227H67V225H69V224H60L61 226V229L60 228H58L59 226H56V228L57 229H60V230H57L54 226H52V222H48V223H51V226H46V228H48V232L49 233H47V236H46V239H45V241L44 240H35V241H32L31 239H30V235L29 234H31L30 232H31V229H34L36 226H32L31 224H30V222L28 223L26 220L25 221H23V222H18V221H16V220H14L13 218H11V216H10V209H9V206L10 205H15V204H18V205H23L24 207L27 205V204H29V200L28 199H23V200ZM37 199V198H36ZM48 199V198H47ZM54 199V200H55ZM94 199V198H93ZM127 199H129V198H127ZM131 199V198H130ZM155 199H156V197H155ZM192 199V198H191ZM198 199H200V198H198ZM229 199V200H228ZM40 200H42V199H40ZM80 200H82V199H80ZM85 200V199H84ZM95 200V199H94ZM93 200V201H94ZM108 202H109V200L108 199H106ZM114 200V199H113ZM112 200V201H113ZM121 200V199H120ZM122 200H123V198H122ZM157 200V199H156ZM169 200H171V199H169ZM174 200V199H173ZM184 200H186V199H184ZM192 200H194V199H192ZM196 200V199H195ZM206 200H207V198H206ZM224 200H226L225 201V203H222ZM73 201V200H72ZM76 201H78V200H76ZM107 201H105V202H107ZM135 201V200H134ZM218 201H216V202H218ZM39 202V201H38ZM82 202H84V201H82ZM107 202V203H108ZM177 202V201H176ZM180 202V201H179ZM181 202H182V200H181ZM195 202V201H194ZM209 201H207V203H208ZM211 202V201H210ZM31 204H33L34 202H30ZM43 203V202H42ZM55 203H56V201H55ZM62 203V202H61ZM60 203V204H61ZM78 203V202H77ZM77 203H73V204H77ZM86 203V202H85ZM89 203V202H88ZM87 203V204H88ZM115 203V202H114ZM122 203H125V201L124 202H122ZM188 203V202H187ZM86 204V205H87ZM103 204V203H102ZM113 204V203H112ZM182 205H183V203H181ZM9 205V206H8ZM42 205V204H41ZM62 205V204H61ZM126 205V204H125ZM132 205V204H131ZM147 205V204H146ZM178 205H180V204H178ZM185 205V204H184ZM197 205V204H196ZM211 205H213V204H211ZM216 205V204H215ZM33 206V205H32ZM65 206V205H64ZM70 206V205H69ZM78 206L79 205H77V206H75V205H72V206H70V209L68 208V210H63V211H71V210H74L75 209V207L76 208H78ZM107 206V205H106ZM122 206V205H121ZM174 206H176V203H175V205H173V207ZM181 206V205H180ZM198 206H200V204H198ZM214 206V205H213ZM212 206V207H213ZM262 206H264V205H262ZM43 207V206H42ZM20 208V207H19ZM18 208V209H19ZM22 208V207H21ZM20 208V209H21ZM58 208V207H57ZM86 208V207H85ZM114 208H116V207H114ZM264 208V207H263ZM43 209V208H42ZM56 209V208H55ZM59 209V208H58ZM93 209V210H92ZM112 209V211L114 210L113 208H111ZM110 209V210H111ZM142 209H143V207H142ZM188 209H189V207H188ZM247 209V208H246ZM11 210H12V208H11ZM26 210V209H25ZM45 210V209H44ZM85 210V209H84ZM96 210V211H95ZM182 211L181 212H183V213H185L184 214V216L182 215V218L180 217V218H172V219H170V224H171V226L173 225V229H174V231H175V233L177 234V235H179L180 236V238L182 237V243L180 244V245H178V246H175V248H171L170 249V251H172L171 253H168V255H170V258H168V256H166V254H165V256L170 260V262L169 263H167V262H164V263H162V264H181V262H183L184 261V254L182 253V251H181V245L182 244H184L185 242H188L187 241V236H190V235H197V233H198V231H197V229H196V227H199L198 226V224L200 225V226H203V227H205V229H206V227H207V230H208V228H209V226L208 225H211L210 224V222L208 221V220H204V221H206V222H204L203 220H199L198 218H196V217H194V220H192V223L191 224H193L194 225V228L193 229H191V228H189L188 227V225H189V218L187 217V216H185L187 213H189L188 212V210H187V213H186V211L184 210L183 211V209H181ZM190 210V209H189ZM249 210V209H248ZM33 211V210H32ZM35 211V210H34ZM52 211V210H51ZM60 211V210H59ZM111 211V212H112ZM150 211V210H149ZM180 211V210H179ZM178 211V212H179ZM53 212V214H55L54 213V211H52ZM56 212H58V211H56ZM73 212H75V211H73ZM86 212V211H85ZM102 212V211H101ZM116 212V211H115ZM208 212V213H209ZM48 213V212H47ZM60 214H62L61 212H59ZM59 213H56V214H59ZM88 213V212H87ZM125 213H127V212H124V214ZM140 213V212H139ZM138 213V214H139ZM151 213V212H150ZM165 213V212H164ZM168 213V212H167ZM171 213V212H170ZM79 214V213H78ZM101 214V213H100ZM110 214H112V213H110ZM119 214V213H118ZM173 214H175V212H173ZM176 214H177V212H176ZM249 214H245V215H249ZM252 214V215H251ZM261 214V213H260ZM21 215V214H20ZM64 215V214H63ZM67 215V214H66ZM66 215H64V216H66ZM88 215V214H87ZM104 215V214H103ZM122 215V214H121ZM145 215H147L146 213H145ZM151 215V214H150ZM190 215V214H189ZM194 215H195V213H194ZM202 215V214H201ZM205 215V214H204ZM257 215H256V217H257ZM120 216V215H119ZM123 216V215H122ZM133 216V215H132ZM153 216V215H152ZM171 216V215H170ZM193 216V215H192ZM196 216V215H195ZM210 216V215H209ZM240 216V217H241ZM262 216V214L260 215V217ZM60 218H62L61 216H59ZM58 217V218H59ZM73 217H75V214H74V216ZM95 217H97L96 219H95ZM146 217V216H145ZM151 217V216H150ZM162 217V216H161ZM172 217H174V215H172ZM25 218V217H24ZM127 218V217H126ZM139 218V217H138ZM142 218V217H141ZM144 218V217H143ZM156 218H158V217H156ZM155 218V219H156ZM160 218V217H159ZM159 218H158V220H159ZM199 218H202V217H199ZM244 218H246V217H244ZM262 218V217H261ZM261 218H260V220H261ZM1 219V218H0ZM28 220H29V218H27ZM30 219H33V218H30ZM36 219V218H35ZM53 219V218H52ZM80 219H81V217H80ZM104 219V221H105V229L107 228V230L108 231H106L105 229H104V231H106L105 233H104V231L103 232H100V230H98L100 233H103L102 234V236H101V234H99V232L98 231H96L97 230V225L98 224H100V221H101V225L102 224H104V223H102L103 220ZM106 219L107 220H110V221H106ZM152 219H154V218H152ZM154 219V220H155ZM189 219V220H188ZM247 219V218H246ZM246 219L244 220L245 221V223H246ZM259 219V218H258ZM226 221L227 222V224L226 223H224V222H219V221ZM248 220V219H247ZM251 220V219H250ZM249 220V221H250ZM60 221H62V220H60ZM68 221V220H67ZM75 221V220H74ZM211 221V220H210ZM213 221V222H214ZM244 221H242L243 223H244ZM36 222V221H35ZM41 222V221H40ZM42 222H44V221H42ZM68 222H73V221H68ZM82 222V221H81ZM84 222H82V223H84ZM110 223V224H107V223ZM113 222V223H112ZM115 222L117 223V225L119 226V227H117V228H119V229H121V231L120 230H118L117 228H116V226L114 225L115 224ZM150 222H153V221H150ZM195 222V223H194ZM235 222H237V221H235ZM60 223V222H59ZM59 223H57V224H59ZM78 223V222H77ZM82 223H79V224H82ZM87 223V224H86ZM148 223V222H147ZM158 223V222H157ZM35 224V223H34ZM36 224H38V223H36ZM41 224V223H40ZM42 224H44V223H42ZM165 224V223H164ZM166 224H169V223H167L166 222ZM242 226L244 225L247 229H245L246 230V232H245V230H244V233H247L246 234V236H247V240H248V245L249 246H247V248L248 247H250L249 249V252L248 253H250L251 255H252V257L254 258V260H255V262H256V264H264V217L262 218V220L261 221H257V220H251L249 223H247V224H242V223H240ZM45 225V224H44ZM49 225V224H48ZM83 225V224H82ZM100 225V226H101ZM113 225H114V227H113ZM159 225V224H158ZM157 225V226H158ZM160 225H162V223L160 224ZM38 226V225H37ZM80 226V225H79ZM104 226V225H103ZM124 226H125V228H124ZM237 226V225H236ZM71 227V226H70ZM81 227V226H80ZM102 227V226H101ZM100 227V228H101ZM161 227H164V225H162ZM166 227V226H165ZM180 227H181V229H180ZM234 227V226H233ZM241 227V226H240ZM244 227V228H245ZM99 228V229H100ZM103 228V227H102ZM144 228H145V230H144ZM154 228V227H153ZM152 228V229H153ZM156 228H158V227H156ZM235 228H237V227H235ZM72 229V228H71ZM77 229H80L79 227L77 228ZM76 229V230H77ZM151 229V228H150ZM163 230H166L167 231V229H164V228H162ZM162 229L160 228V229H158V230H160L161 232H163L162 231ZM239 229V228H238ZM0 230L2 231V234L4 235V236H1L0 238H1V240H0V242H2L3 243V245H2V247L3 246H5L6 247V245H4V244H6L7 243V241H9V242H11V243H13V244H15L14 243V241L12 242V240H11V238H10V235H9V231L6 229V227H4V225L2 224V222H1V220H0ZM80 230H82V229H80ZM116 230H118V231H116ZM203 230V229H202ZM213 230V229H212ZM242 230V229H241ZM60 231V232H59ZM201 231V230H200ZM205 231V230H204ZM224 231V232H223ZM228 231V230H227ZM239 231V230H238ZM77 232V231H76ZM157 232V231H156ZM160 232V233H161ZM165 232V231H164ZM207 232V231H206ZM229 232V231H228ZM233 232V231H232ZM232 232H229V233H232ZM1 233V232H0ZM15 233V234H16ZM68 233V232H67ZM226 233V234H225ZM236 233H238V232H236ZM62 234H65L66 236H61ZM157 234H158V232H157ZM149 236V237H148ZM166 236H168V234H166ZM204 236V235H203ZM236 236H239V235H236ZM3 237H5V239L3 238ZM12 237V236H11ZM61 237V238H60ZM241 237V236H240ZM243 237V236H242ZM190 238H191V236H190ZM192 238H194V236L192 237ZM239 237H237V239H238ZM244 238V237H243ZM228 239V238H227ZM5 240H6V243H5ZM172 240V239H171ZM239 240V239H238ZM148 241V240H147ZM164 242L166 241V240H163ZM236 241V240H235ZM240 241H242L241 240V238H240ZM8 242V243H9ZM149 242V241H148ZM155 242V241H154ZM245 242H246V240H245ZM7 243V246H9V244ZM151 243V242H150ZM210 243V242H209ZM214 243V242H213ZM212 243V244H213ZM216 244H217V242H215ZM220 243H223V242H220ZM247 243V242H246ZM151 244H154V245H156L157 243H151ZM203 244V243H202ZM12 245V244H11ZM187 245V244H186ZM247 245V244H246ZM144 246V245H143ZM152 246V245H151ZM217 246V245H216ZM10 247V246H9ZM13 247H15V248H13ZM12 248H13V250H16V249H18V247L16 248V246L14 245ZM38 247H42L41 249H39ZM141 247V246H140ZM139 247V248H140ZM184 247H186L185 245H184ZM7 248V247H6ZM201 248L202 249H204L203 251L204 252H206V251H209V249H211V248H207V247H205V245H204V247H202L201 246ZM222 248V247H221ZM4 249V247L2 248V250ZM10 249V248H9ZM1 250V249H0ZM139 250V249H138ZM141 251H143L142 249H140ZM213 250V249H212ZM211 250V251H212ZM4 251V250H3ZM3 251L2 252H0V253H3ZM162 252L163 250L162 249H160V250H157V252ZM215 251V250H214ZM146 252H148V251H146ZM154 252V251H153ZM159 252V253H160ZM164 252H166V251H164ZM219 252V251H218ZM227 252V251H226ZM235 252V251H234ZM240 252V251H239ZM144 254V253H143ZM212 254V253H211ZM8 255V254H7ZM164 255V254H163ZM250 255V256H251ZM141 256V255H140ZM212 256H214V255H212ZM7 257V259H8V261L6 262L7 264H11V262L13 263V264H29V262H28V257L26 256V255H23L22 254V252H21V254H20V250H19V253L17 252V254L15 253V252H13V251H10V254L8 255V256H6ZM142 257V256H141ZM140 257V258H141ZM245 257V256H244ZM137 258H139V257H137ZM58 259V260H57ZM112 259V261L111 262H107V261H110ZM149 259V258H148ZM206 259V258H205ZM240 259V258H239ZM117 260V261H116ZM138 260H140V259H138ZM157 260V259H156ZM168 260V261H169ZM118 261V262H119ZM148 261V260H147ZM155 261V260H154ZM106 262V263H105ZM157 262V261H156ZM141 263V262H140ZM139 263V264H140ZM143 263V262H142ZM153 263V262H152ZM189 263V262H188ZM117 264H122V263H117ZM125 264V263H124Z\"/></svg>",
    "mask_w": 264,
    "mask_h": 264
},
{
    "label": "crops",
    "instance_id": "0c3cea01",
    "mask_svg": "<svg viewBox=\"0 0 264 264\" xmlns=\"http://www.w3.org/2000/svg\"><path fill=\"white\" fill-rule=\"evenodd\" d=\"M80 1L0 0V48L9 46L6 51H11L12 45L20 46L29 35L26 33ZM132 6L131 0H109L87 15L82 14L65 26L69 48L62 29L70 65L94 106L108 117L129 113L124 120L152 102L169 75L167 59L152 26L144 16L135 14ZM146 118L144 127L152 123ZM111 125L108 124L110 128ZM121 140L126 144L134 137L127 134Z\"/></svg>",
    "mask_w": 264,
    "mask_h": 264
},
{
    "label": "built area",
    "instance_id": "2783aa9c",
    "mask_svg": "<svg viewBox=\"0 0 264 264\" xmlns=\"http://www.w3.org/2000/svg\"><path fill=\"white\" fill-rule=\"evenodd\" d=\"M202 5L199 4V7H201ZM203 7V6H202ZM196 9L195 8H191L189 11L190 13H186L182 19H181V25L183 26V29H188L190 26V15L191 13H193ZM194 35L196 36V33H194Z\"/></svg>",
    "mask_w": 264,
    "mask_h": 264
},
{
    "label": "water",
    "instance_id": "95a60500",
    "mask_svg": "<svg viewBox=\"0 0 264 264\" xmlns=\"http://www.w3.org/2000/svg\"><path fill=\"white\" fill-rule=\"evenodd\" d=\"M85 3H86V2L81 3L80 5H78V6L74 7V8H72V9H70V11H72V10H74V9H76V8H78V7H80V6H82V5H84ZM70 11H68V12H70Z\"/></svg>",
    "mask_w": 264,
    "mask_h": 264
}]
</instances>
